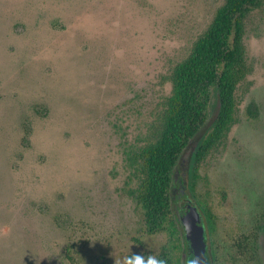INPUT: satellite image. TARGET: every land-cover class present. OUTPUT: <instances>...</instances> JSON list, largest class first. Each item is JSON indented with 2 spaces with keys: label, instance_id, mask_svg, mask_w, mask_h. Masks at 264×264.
I'll return each mask as SVG.
<instances>
[{
  "label": "rangeland",
  "instance_id": "1",
  "mask_svg": "<svg viewBox=\"0 0 264 264\" xmlns=\"http://www.w3.org/2000/svg\"><path fill=\"white\" fill-rule=\"evenodd\" d=\"M223 2L0 0V264H115L129 247L176 257L203 205L212 264H264V4L245 21L236 122L194 189L179 187L175 231L147 230L124 161ZM254 231L255 263L231 256Z\"/></svg>",
  "mask_w": 264,
  "mask_h": 264
},
{
  "label": "trees",
  "instance_id": "2",
  "mask_svg": "<svg viewBox=\"0 0 264 264\" xmlns=\"http://www.w3.org/2000/svg\"><path fill=\"white\" fill-rule=\"evenodd\" d=\"M263 4L264 0H224L217 7L187 56L172 68L170 94L150 124L144 142L123 148L130 179L136 181L131 195L149 232L159 231L166 224L176 230L179 187L185 179L194 189L202 162L223 143L236 122V91L251 72L243 40L245 21ZM256 110L254 104L247 105L250 117ZM200 208L198 216L212 227L210 209L206 205ZM186 239L185 231L181 232V255L174 257L164 250L159 254L167 257L169 264H181L186 256ZM255 239L256 231L240 237L232 246L231 256L245 260L242 257L251 255L255 263ZM206 255L212 259L208 250Z\"/></svg>",
  "mask_w": 264,
  "mask_h": 264
},
{
  "label": "clouds",
  "instance_id": "3",
  "mask_svg": "<svg viewBox=\"0 0 264 264\" xmlns=\"http://www.w3.org/2000/svg\"><path fill=\"white\" fill-rule=\"evenodd\" d=\"M185 232L189 230L187 224L183 225ZM63 242H54V247L56 249L53 256H59L61 246ZM149 248L152 249L151 245ZM59 260L62 262V256H59ZM115 264H169L167 257L162 256L159 252L151 250L142 254H135L130 251V247L127 250V254H121L115 256ZM181 264H202L201 259L195 257L192 254L184 256L181 260Z\"/></svg>",
  "mask_w": 264,
  "mask_h": 264
},
{
  "label": "water",
  "instance_id": "4",
  "mask_svg": "<svg viewBox=\"0 0 264 264\" xmlns=\"http://www.w3.org/2000/svg\"><path fill=\"white\" fill-rule=\"evenodd\" d=\"M186 237V255L192 254L201 259L202 264H210V259L206 255L207 231L204 221L200 216L197 217L195 225Z\"/></svg>",
  "mask_w": 264,
  "mask_h": 264
},
{
  "label": "flooded vegetation",
  "instance_id": "5",
  "mask_svg": "<svg viewBox=\"0 0 264 264\" xmlns=\"http://www.w3.org/2000/svg\"><path fill=\"white\" fill-rule=\"evenodd\" d=\"M207 250H208V247H207ZM207 250H206V251H207ZM211 262H212V259L210 260V264H212Z\"/></svg>",
  "mask_w": 264,
  "mask_h": 264
}]
</instances>
